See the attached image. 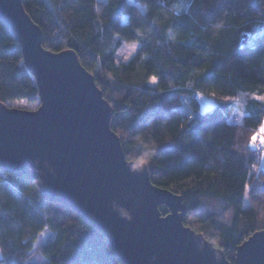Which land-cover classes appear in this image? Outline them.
<instances>
[{"label": "trees", "instance_id": "obj_1", "mask_svg": "<svg viewBox=\"0 0 264 264\" xmlns=\"http://www.w3.org/2000/svg\"><path fill=\"white\" fill-rule=\"evenodd\" d=\"M22 3L42 45L73 49L93 74L126 158L145 162L151 182L180 195L183 224L233 263L236 246L264 227V168L252 170L261 148L250 145L264 118V0ZM131 41L138 49L122 61ZM197 92L215 105L189 116L183 103L196 111ZM19 99L38 102V91L19 43L0 21V101ZM235 107L244 112L241 123L227 122ZM28 260L123 264L77 212L45 199L27 175L0 171V264Z\"/></svg>", "mask_w": 264, "mask_h": 264}, {"label": "water", "instance_id": "obj_2", "mask_svg": "<svg viewBox=\"0 0 264 264\" xmlns=\"http://www.w3.org/2000/svg\"><path fill=\"white\" fill-rule=\"evenodd\" d=\"M0 21L19 43L38 91L33 109L0 101V171L27 175L45 199L77 212L123 264H264V227L236 246L231 263L183 224L182 197L151 182L145 162L126 158L93 74L73 49L42 45L22 0H0ZM246 43L242 34L240 45Z\"/></svg>", "mask_w": 264, "mask_h": 264}, {"label": "rangeland", "instance_id": "obj_3", "mask_svg": "<svg viewBox=\"0 0 264 264\" xmlns=\"http://www.w3.org/2000/svg\"><path fill=\"white\" fill-rule=\"evenodd\" d=\"M133 45H134V47H133ZM138 46H139V43L135 42V41L124 42L123 53L121 54V60L127 61L128 59H130L134 55V53L137 51ZM149 84H152V85L155 84L152 82L151 78L149 79ZM195 98L197 99L198 104H199L198 109L196 111L191 110L189 105H187L186 100L183 103V108L187 111L189 116L196 115V113H198V114L204 113L205 111L211 109L215 105V101L212 98H210V97H208V96H206L200 92H197L195 94ZM7 104L11 105V106L33 109L38 105V102L29 103L23 99H19V100L10 101ZM243 116H244V112L240 108L235 107L231 111V113L227 116V122H229V123H241L243 121ZM261 123H264V118H263ZM260 125H259V127H260ZM259 127L256 130H254L253 133L259 132ZM255 144H256V146L259 145L261 148L260 149V158H259L258 162L256 164H253V166H252V170L256 172L257 169L264 168V143H261L259 139H257V141L254 144L252 142H250V145H252V146H255ZM245 202H247L246 199H245ZM41 239L42 240L44 239V234L41 235ZM34 261L35 260H28V261H26V264H35V263H33ZM1 264H3V263H1Z\"/></svg>", "mask_w": 264, "mask_h": 264}, {"label": "clouds", "instance_id": "obj_4", "mask_svg": "<svg viewBox=\"0 0 264 264\" xmlns=\"http://www.w3.org/2000/svg\"><path fill=\"white\" fill-rule=\"evenodd\" d=\"M133 47H134V45H133ZM157 79H158V77L155 74H153L151 77L152 82L155 83L157 81ZM252 137H258L260 142L264 143V123H261V125L259 127V132L253 133ZM256 141H257V139L254 142H256Z\"/></svg>", "mask_w": 264, "mask_h": 264}, {"label": "snow or ice", "instance_id": "obj_5", "mask_svg": "<svg viewBox=\"0 0 264 264\" xmlns=\"http://www.w3.org/2000/svg\"><path fill=\"white\" fill-rule=\"evenodd\" d=\"M259 99L264 100V96L259 97ZM256 139H258V137H252V138H251V142L254 144V143H255L254 141H255Z\"/></svg>", "mask_w": 264, "mask_h": 264}, {"label": "built area", "instance_id": "obj_6", "mask_svg": "<svg viewBox=\"0 0 264 264\" xmlns=\"http://www.w3.org/2000/svg\"><path fill=\"white\" fill-rule=\"evenodd\" d=\"M256 147H257V149H259V148H260V147H259V145H257Z\"/></svg>", "mask_w": 264, "mask_h": 264}]
</instances>
